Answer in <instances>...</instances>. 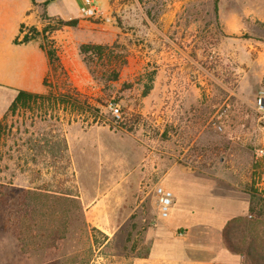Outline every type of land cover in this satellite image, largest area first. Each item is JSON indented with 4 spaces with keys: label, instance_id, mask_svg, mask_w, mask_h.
<instances>
[{
    "label": "rangeland",
    "instance_id": "1",
    "mask_svg": "<svg viewBox=\"0 0 264 264\" xmlns=\"http://www.w3.org/2000/svg\"><path fill=\"white\" fill-rule=\"evenodd\" d=\"M109 17L89 19L108 27L102 43L55 29L57 20L45 14L20 28L21 40L45 28L33 40L64 54L42 93L73 87L100 107L104 122L87 127L85 114L72 121L47 103L5 114L0 264H128L147 255L146 232L160 218L154 190L174 166L198 178L174 173L187 203L208 204L227 183L244 196L246 212L234 216L241 217L254 193L264 246V107L256 105L264 0H119ZM115 43L110 58L90 64L100 77L125 58L118 80L105 87L78 48Z\"/></svg>",
    "mask_w": 264,
    "mask_h": 264
},
{
    "label": "crops",
    "instance_id": "2",
    "mask_svg": "<svg viewBox=\"0 0 264 264\" xmlns=\"http://www.w3.org/2000/svg\"><path fill=\"white\" fill-rule=\"evenodd\" d=\"M83 1L0 0V120L7 113L17 90L32 93L44 91L43 80L49 69L47 57L38 42H14L21 41V25L37 26L41 15L45 14L56 20H77L75 27L67 29L77 31L84 43H102V39L107 37L106 25L81 16L79 8ZM92 1L97 11L108 17L119 0ZM9 28L12 29L10 38L13 39L7 50ZM113 32L117 34V30ZM58 55L63 61L64 54L58 52ZM145 170L149 171L148 166L140 172ZM177 172L183 178L198 179L180 166L166 170L162 184L164 189L172 193L174 213L163 220L160 216L155 219L153 226L146 232L150 242L148 254L132 257L128 264H245L241 255L227 250L222 236L225 222L246 212L243 194L224 183L218 189L219 195L211 193L212 199L208 204L187 203L182 187L174 182V173Z\"/></svg>",
    "mask_w": 264,
    "mask_h": 264
},
{
    "label": "trees",
    "instance_id": "3",
    "mask_svg": "<svg viewBox=\"0 0 264 264\" xmlns=\"http://www.w3.org/2000/svg\"><path fill=\"white\" fill-rule=\"evenodd\" d=\"M58 26L55 29L61 27H75L77 20L63 21L57 19ZM23 25H21V28ZM21 31V30H19ZM32 32H35L33 36H24L20 42L15 40V43L25 44L34 39L35 35L44 33L47 30L44 28L41 32H36L31 28ZM118 48V44L112 46L98 45V44H81L79 45V55L82 57L83 62L89 68V71L93 78H97L103 86H107L109 82H116L119 78V69L126 64V60L122 56H118L116 62L118 65H113L107 69L106 73H102L100 77L94 74V71L90 70V64L94 59L103 60L105 56L109 58L113 55L114 49ZM40 49L45 53L48 61L49 71L53 68H61V64L54 49H48L47 51L43 46ZM93 58V59H92ZM115 59V57H114ZM48 74L43 80V86H45ZM148 81L151 83L152 75L148 76ZM150 90L148 85L143 92L145 96ZM47 103L51 108H57L58 110L67 112L72 117V121H76L78 116L85 114L84 116L86 126L100 125L104 122L103 114L100 107L92 104L88 98H85L78 90L73 87H68L64 91L50 92L48 94L32 93L24 90H17L14 99L9 105L7 111V118L9 114H14L20 109H27L31 106H37L41 108ZM6 115L0 120V129H2L5 122ZM254 193H251V200L248 206V215L241 217H234L228 220L223 229L222 236L223 242L227 250L232 253L239 254L243 257L245 264H264V250L261 241V237L257 235L256 224L253 220V215L256 211V204L252 201ZM261 216V213H257L255 217ZM256 232V233H255Z\"/></svg>",
    "mask_w": 264,
    "mask_h": 264
},
{
    "label": "built area",
    "instance_id": "4",
    "mask_svg": "<svg viewBox=\"0 0 264 264\" xmlns=\"http://www.w3.org/2000/svg\"><path fill=\"white\" fill-rule=\"evenodd\" d=\"M79 10L81 16L86 19L101 20L106 22L110 20L109 16L104 17L97 11L95 3L92 0H84ZM260 83L262 92L256 101V105L259 110L264 107V78L261 79ZM108 110L113 117L119 118L120 112L117 105L109 104ZM154 193L157 197L159 216L164 219L169 215L170 207L172 205V193L160 186L155 187Z\"/></svg>",
    "mask_w": 264,
    "mask_h": 264
}]
</instances>
